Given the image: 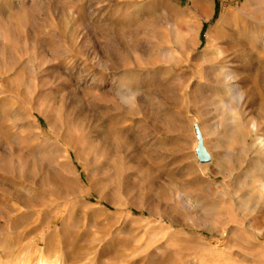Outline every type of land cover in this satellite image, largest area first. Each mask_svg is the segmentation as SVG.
<instances>
[{"label":"rangeland","instance_id":"374dc122","mask_svg":"<svg viewBox=\"0 0 264 264\" xmlns=\"http://www.w3.org/2000/svg\"><path fill=\"white\" fill-rule=\"evenodd\" d=\"M0 264H264V0H0Z\"/></svg>","mask_w":264,"mask_h":264},{"label":"water","instance_id":"95a60500","mask_svg":"<svg viewBox=\"0 0 264 264\" xmlns=\"http://www.w3.org/2000/svg\"><path fill=\"white\" fill-rule=\"evenodd\" d=\"M200 158L202 160L210 159V156L208 155L206 149L204 148V146L202 144L200 145Z\"/></svg>","mask_w":264,"mask_h":264}]
</instances>
